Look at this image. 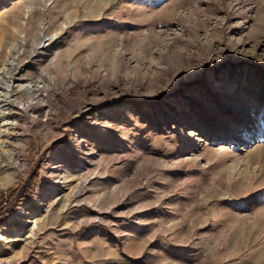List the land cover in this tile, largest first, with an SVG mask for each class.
<instances>
[{
    "label": "rangeland",
    "instance_id": "374dc122",
    "mask_svg": "<svg viewBox=\"0 0 264 264\" xmlns=\"http://www.w3.org/2000/svg\"><path fill=\"white\" fill-rule=\"evenodd\" d=\"M11 60L0 264H264V0H0Z\"/></svg>",
    "mask_w": 264,
    "mask_h": 264
},
{
    "label": "bare ground",
    "instance_id": "6f19581e",
    "mask_svg": "<svg viewBox=\"0 0 264 264\" xmlns=\"http://www.w3.org/2000/svg\"><path fill=\"white\" fill-rule=\"evenodd\" d=\"M50 38H47L43 41H49ZM19 47V46H18ZM17 54H19V52H17ZM16 61L15 60H11V62L5 61V67L6 68H2L0 70V73H4L6 75H10L11 71L15 68L16 66ZM0 80H2L4 83L7 82L4 78H0ZM10 86V84H7V87H3L0 86V96L1 93H3V96H5L6 98H9L8 93L9 91L7 90V88ZM20 88H23L24 90H26V92L30 93V94H34L37 95L38 92L43 88V86H36L34 85L32 82H28L25 85L20 86ZM10 112L8 111L7 107L5 105L2 104V102L0 101V121L2 122V125L0 126V139L2 138H7V134L10 133L13 135L17 134V132H15V126H16V122L13 123L10 120ZM11 136V135H10ZM53 190H49V192L45 193V197H41V198H36L33 201L34 207L29 208L27 206V208H20V210H18L16 213H14L11 217L8 218L7 221L9 222H18V221H24V218L27 219H33L35 218V215L32 216V214H35V209L38 208L39 204H41L40 202L46 198H49L50 196H53ZM29 211V214L27 213ZM28 221H24V223H27ZM17 231H16V236H17ZM15 236V237H16Z\"/></svg>",
    "mask_w": 264,
    "mask_h": 264
},
{
    "label": "trees",
    "instance_id": "16d2710c",
    "mask_svg": "<svg viewBox=\"0 0 264 264\" xmlns=\"http://www.w3.org/2000/svg\"><path fill=\"white\" fill-rule=\"evenodd\" d=\"M7 209H8V210H5V211H4V210H0V220H1V218L3 217V215H4V214L2 213V211H4L5 214H6L8 211H10V210H9V204H8V208H7Z\"/></svg>",
    "mask_w": 264,
    "mask_h": 264
}]
</instances>
